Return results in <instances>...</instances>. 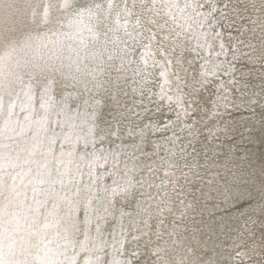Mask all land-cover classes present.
<instances>
[{"label": "rangeland", "instance_id": "rangeland-1", "mask_svg": "<svg viewBox=\"0 0 264 264\" xmlns=\"http://www.w3.org/2000/svg\"><path fill=\"white\" fill-rule=\"evenodd\" d=\"M0 264H264V0H0Z\"/></svg>", "mask_w": 264, "mask_h": 264}]
</instances>
